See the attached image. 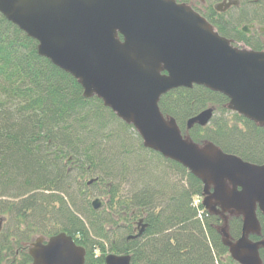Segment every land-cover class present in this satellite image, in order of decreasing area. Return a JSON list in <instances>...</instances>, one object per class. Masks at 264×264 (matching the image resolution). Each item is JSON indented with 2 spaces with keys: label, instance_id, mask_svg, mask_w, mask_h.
I'll use <instances>...</instances> for the list:
<instances>
[{
  "label": "trees",
  "instance_id": "16d2710c",
  "mask_svg": "<svg viewBox=\"0 0 264 264\" xmlns=\"http://www.w3.org/2000/svg\"><path fill=\"white\" fill-rule=\"evenodd\" d=\"M253 11L264 18V0H254ZM224 30L218 34L228 37ZM82 95L73 76L38 56L37 42L0 14V217L13 225L1 230L0 264H30L33 237L58 232L85 249L84 264H105L106 225L123 211L128 232L131 220L142 219V235L122 232L106 251L130 255L131 264H237L222 243L221 216L202 205L201 181L145 148L96 96ZM227 102L195 85L168 91L158 105L194 143L210 142L264 166V127L228 110ZM207 107L214 108L210 123L186 130V121ZM93 196L114 206L113 217L92 209ZM256 213L261 232L252 241L264 236V214ZM226 225L238 239L241 216L229 215ZM259 255L264 260L263 248Z\"/></svg>",
  "mask_w": 264,
  "mask_h": 264
},
{
  "label": "water",
  "instance_id": "95a60500",
  "mask_svg": "<svg viewBox=\"0 0 264 264\" xmlns=\"http://www.w3.org/2000/svg\"><path fill=\"white\" fill-rule=\"evenodd\" d=\"M0 14L37 41L38 56L73 76L82 96L101 99L135 128L145 148L196 176L203 184L202 204L223 219L219 231L229 256L238 264H262L264 239L249 235L261 231L256 212L264 214V166L210 142L194 143L174 118L163 116L158 102L168 91L200 85L264 127V52L231 46L174 0H0ZM212 110L188 119L186 129L206 126ZM91 204L101 205L97 199ZM234 214L242 226L240 237L231 240L226 224ZM84 252L58 232L46 241L37 238L29 256L32 264H84ZM105 264H130V256L109 254Z\"/></svg>",
  "mask_w": 264,
  "mask_h": 264
},
{
  "label": "flooded vegetation",
  "instance_id": "af4514ba",
  "mask_svg": "<svg viewBox=\"0 0 264 264\" xmlns=\"http://www.w3.org/2000/svg\"><path fill=\"white\" fill-rule=\"evenodd\" d=\"M177 4H184L191 8L193 12L198 14L200 17L204 18L216 31L218 32L222 27L228 28L229 31H225L229 36L226 37L232 46H237L241 44L244 48H248L254 51H264V18L254 16V0H249L248 6H246L244 0H174ZM262 16V15H261ZM237 21L231 25L228 20ZM227 25V26H224ZM241 36L245 37L247 41L240 40ZM257 43H260L258 46ZM254 48V49H252ZM126 213L121 212V216L117 215L115 225H110L109 230L113 232L117 237L121 239V233H125L127 236L130 234L136 233L138 227L141 226L135 225L136 220H131V231H127V225L123 222L125 219ZM35 237L33 240L27 244V255L29 256L30 245L35 242ZM19 254L15 252V257L12 258V261L17 260ZM30 264H32V258ZM2 264H8L7 261H4Z\"/></svg>",
  "mask_w": 264,
  "mask_h": 264
},
{
  "label": "rangeland",
  "instance_id": "374dc122",
  "mask_svg": "<svg viewBox=\"0 0 264 264\" xmlns=\"http://www.w3.org/2000/svg\"><path fill=\"white\" fill-rule=\"evenodd\" d=\"M236 47H239V48H243V46L241 45V44H238ZM124 122V121H123ZM126 124V123H125ZM88 181V179L86 180V182ZM94 189V188H93ZM96 197V196H95ZM94 196L93 197H91V198H89L90 200H92V199H94L95 198ZM98 197H100V196H98ZM106 198L104 197L103 198V196L102 197H100V199L99 200H101L102 202H103V204H104V207H103V209L104 210H106L107 209V211H110V210H112V211H115L114 209L115 208H112V207H110L109 208V206H107L106 205V200H105ZM107 211H105V212H107ZM110 213H112L111 211H110ZM109 214V213H108ZM110 216V215H109ZM121 216V215H120ZM16 221V220H15ZM123 222H125V221H123ZM125 224H126V222H125ZM3 227H2V231L3 230H7L8 229V231H10V230H12L13 229V225H12V223H5V224H3L2 225ZM2 234H1V232H0V236H1ZM36 237V236H35ZM116 239L110 234L106 239H102L101 240V242L104 244V246H105V252H108V251H106V250H108V248H109V246H110V244L112 243V244H114V245H117L118 243L117 242H113V241H115ZM96 254V256L98 255V252H96L95 253ZM264 264V263H263Z\"/></svg>",
  "mask_w": 264,
  "mask_h": 264
}]
</instances>
